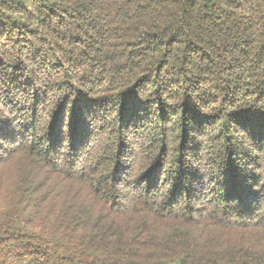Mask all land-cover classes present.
Returning <instances> with one entry per match:
<instances>
[{"label": "trees", "instance_id": "1", "mask_svg": "<svg viewBox=\"0 0 264 264\" xmlns=\"http://www.w3.org/2000/svg\"><path fill=\"white\" fill-rule=\"evenodd\" d=\"M0 264H264V0H0Z\"/></svg>", "mask_w": 264, "mask_h": 264}, {"label": "rangeland", "instance_id": "2", "mask_svg": "<svg viewBox=\"0 0 264 264\" xmlns=\"http://www.w3.org/2000/svg\"><path fill=\"white\" fill-rule=\"evenodd\" d=\"M139 163H140V162H139V161H137V162H136V166H138V165H139Z\"/></svg>", "mask_w": 264, "mask_h": 264}]
</instances>
